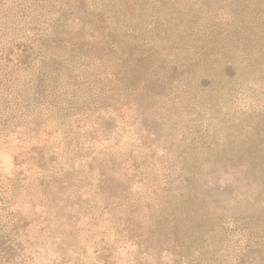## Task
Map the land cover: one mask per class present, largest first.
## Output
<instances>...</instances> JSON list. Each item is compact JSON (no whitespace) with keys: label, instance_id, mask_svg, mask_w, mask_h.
Returning a JSON list of instances; mask_svg holds the SVG:
<instances>
[{"label":"rangeland","instance_id":"1","mask_svg":"<svg viewBox=\"0 0 264 264\" xmlns=\"http://www.w3.org/2000/svg\"><path fill=\"white\" fill-rule=\"evenodd\" d=\"M0 264H264V0H0Z\"/></svg>","mask_w":264,"mask_h":264}]
</instances>
